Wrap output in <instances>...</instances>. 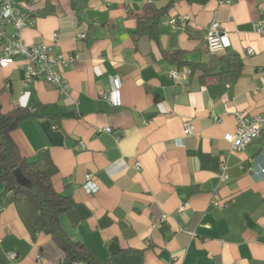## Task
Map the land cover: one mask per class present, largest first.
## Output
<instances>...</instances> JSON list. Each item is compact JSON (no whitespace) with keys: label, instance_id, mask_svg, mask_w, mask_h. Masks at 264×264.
I'll list each match as a JSON object with an SVG mask.
<instances>
[{"label":"crops","instance_id":"0c3cea01","mask_svg":"<svg viewBox=\"0 0 264 264\" xmlns=\"http://www.w3.org/2000/svg\"><path fill=\"white\" fill-rule=\"evenodd\" d=\"M13 1L34 20L23 43L68 60L57 67L66 92L42 79L25 88L19 58L0 67L2 111L30 112L11 133L20 156L46 153L53 188L74 203L59 217L67 238L99 264H264V131L241 150L223 140L240 116L264 112V0ZM146 6L163 12L153 36L134 34ZM213 19L230 42L216 54L206 49ZM171 51L207 71L176 67ZM115 82L118 107L105 98ZM37 217L0 181V264L8 253L67 262Z\"/></svg>","mask_w":264,"mask_h":264},{"label":"trees","instance_id":"16d2710c","mask_svg":"<svg viewBox=\"0 0 264 264\" xmlns=\"http://www.w3.org/2000/svg\"><path fill=\"white\" fill-rule=\"evenodd\" d=\"M162 13L161 10L152 6H146V15L139 21L138 31L134 34L143 32L153 36L155 23ZM163 56L165 60L176 67L188 66L191 74L196 70L207 71L206 64L186 62L182 51L166 52ZM29 115L28 109L19 107L4 113L0 105V181L4 192H14L29 198L34 203L38 210L35 230L52 237L53 241L65 253L64 262L99 264L83 245L70 241L60 227L59 217L72 209L74 203L71 196L58 193L53 188L52 177L55 175L56 169L48 155L41 153L33 161L22 158L11 138V133ZM15 171H18L29 183L28 187L17 182Z\"/></svg>","mask_w":264,"mask_h":264},{"label":"built area","instance_id":"2783aa9c","mask_svg":"<svg viewBox=\"0 0 264 264\" xmlns=\"http://www.w3.org/2000/svg\"><path fill=\"white\" fill-rule=\"evenodd\" d=\"M264 15V7H263ZM175 19L170 20V24H175ZM33 18L22 12L13 0H0V67H7L14 62L15 58H19L23 63V82L24 87L38 79L44 82L60 86L63 92L68 87L65 80L57 72V67L66 65L68 60L62 56H53L49 53L48 48L43 44L27 46L21 38V30L33 24ZM255 30L259 35L264 36V16L263 19L255 24ZM84 37L83 35L81 36ZM57 38V34L53 35ZM230 47L228 35L221 31L220 24L213 19L207 30L206 49L211 54L222 52ZM251 54V50H247ZM170 75L177 77V71L173 70ZM117 82L111 92L105 98L108 99L113 106H120V100L117 91ZM190 126L184 124V133L189 134ZM109 132L108 129L105 130ZM264 131V112L253 116L249 119L240 116L237 120V128L234 133L225 134L223 140L229 143L233 150H241L258 139L261 132ZM81 147L83 145L81 144ZM264 163V149L260 156ZM223 169V168H222ZM258 174L264 176V165L260 168ZM223 179L226 176L223 174ZM83 189L88 194H94L98 191V186L92 182V175L84 176ZM8 261L11 264H18L17 256L14 253H8ZM78 264V263H72Z\"/></svg>","mask_w":264,"mask_h":264},{"label":"water","instance_id":"95a60500","mask_svg":"<svg viewBox=\"0 0 264 264\" xmlns=\"http://www.w3.org/2000/svg\"><path fill=\"white\" fill-rule=\"evenodd\" d=\"M14 175L16 177V180L17 182L20 184V185H24L26 187L29 186V183L20 175V173L18 171H15L14 172Z\"/></svg>","mask_w":264,"mask_h":264}]
</instances>
